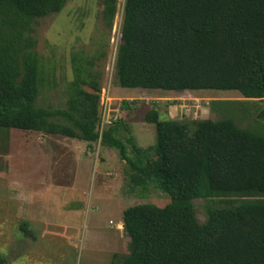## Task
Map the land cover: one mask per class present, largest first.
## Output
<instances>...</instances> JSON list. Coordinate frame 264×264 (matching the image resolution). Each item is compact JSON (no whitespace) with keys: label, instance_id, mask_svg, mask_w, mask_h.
<instances>
[{"label":"trees","instance_id":"obj_1","mask_svg":"<svg viewBox=\"0 0 264 264\" xmlns=\"http://www.w3.org/2000/svg\"><path fill=\"white\" fill-rule=\"evenodd\" d=\"M67 0H0V129L39 132L118 151L132 183L155 184L165 207L124 211L129 254L111 264H264V133L232 119L161 121L156 144L142 149L120 138L118 121L103 132L99 77L82 65L67 88L66 107L38 106L44 86L33 25L59 14ZM109 29L118 0H102ZM115 78L125 89L236 91L264 98V0H126ZM127 104V103H125ZM264 122V109L258 114ZM128 131V127H125ZM128 146L132 151L129 156ZM220 199L198 221L193 201ZM28 223L21 232L30 235ZM0 264H7L0 256Z\"/></svg>","mask_w":264,"mask_h":264},{"label":"rangeland","instance_id":"obj_2","mask_svg":"<svg viewBox=\"0 0 264 264\" xmlns=\"http://www.w3.org/2000/svg\"><path fill=\"white\" fill-rule=\"evenodd\" d=\"M125 1L118 0L111 29L102 17V0H67L59 14L37 20L35 50L43 77L53 81V87L42 88L39 107L65 108L75 66L82 65L101 85L98 131L123 121L120 138L126 142L132 135L142 149L156 144V127L144 120L153 108L161 121L229 118L264 133L258 118L264 98L246 99L236 91L119 87L115 72ZM128 153L133 156L130 146ZM132 174L118 151L100 141L0 129V256L7 264H111L116 254L122 260L130 244L124 211L171 202L153 183L148 189L134 186ZM193 205L200 223L208 208L224 206L220 199H198ZM23 223L30 235L21 232Z\"/></svg>","mask_w":264,"mask_h":264}]
</instances>
